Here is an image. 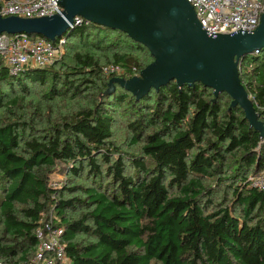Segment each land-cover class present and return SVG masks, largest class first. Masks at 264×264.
<instances>
[{"label": "trees", "instance_id": "trees-1", "mask_svg": "<svg viewBox=\"0 0 264 264\" xmlns=\"http://www.w3.org/2000/svg\"><path fill=\"white\" fill-rule=\"evenodd\" d=\"M74 38L83 48L70 62L63 55L13 74L0 60V264H36V231L51 218L64 230L71 264H264V190L251 184L257 163L264 166V142L245 113L201 84L173 82L137 101L111 87L117 74L106 70L139 76L153 61L148 50L93 23L61 41ZM240 65L264 121V49ZM4 86L21 96L5 102ZM36 88L47 92L45 106L29 114L23 101ZM117 113H128L132 143L142 144L131 168L111 142ZM229 158L237 167L222 178ZM66 171L109 177L112 185L74 186L69 191L84 196L54 198L61 190L52 188V175ZM213 178L238 181L231 205L214 206L205 184Z\"/></svg>", "mask_w": 264, "mask_h": 264}, {"label": "water", "instance_id": "water-1", "mask_svg": "<svg viewBox=\"0 0 264 264\" xmlns=\"http://www.w3.org/2000/svg\"><path fill=\"white\" fill-rule=\"evenodd\" d=\"M59 4L63 13L52 17L0 15V36L35 35L56 42L76 29L77 18L125 33L145 47L153 61L139 76L113 78L111 87L118 85L139 101L173 82L180 88L201 84L214 91L215 100L229 96L231 109H241L264 142V121L240 76L244 58L264 49V14L253 33L210 36L187 0H60Z\"/></svg>", "mask_w": 264, "mask_h": 264}, {"label": "built area", "instance_id": "built-area-1", "mask_svg": "<svg viewBox=\"0 0 264 264\" xmlns=\"http://www.w3.org/2000/svg\"><path fill=\"white\" fill-rule=\"evenodd\" d=\"M194 8L204 30L210 36L253 33L264 14V0H187ZM60 0H0L2 17L35 19L61 15ZM77 18L75 25H82ZM61 41V40H58ZM64 42H51L39 36H0V60L13 74L27 66L49 67L64 55ZM259 51L256 52L258 54ZM106 73L122 77L123 71L109 68ZM115 77V78H116ZM251 184L264 190V166L251 176ZM59 220H42L36 231L39 241L35 260L38 264H71L63 241L64 230ZM34 261L36 264L37 262Z\"/></svg>", "mask_w": 264, "mask_h": 264}, {"label": "rangeland", "instance_id": "rangeland-1", "mask_svg": "<svg viewBox=\"0 0 264 264\" xmlns=\"http://www.w3.org/2000/svg\"><path fill=\"white\" fill-rule=\"evenodd\" d=\"M89 34H91V37L89 38L90 41L94 40V36L96 34L95 29H90ZM83 48V45L79 39H70L68 43L64 44V58L66 62H70V57L72 56L74 51H79ZM136 56L143 57L142 53L136 52ZM124 78V77H123ZM128 79V78H127ZM45 89L36 88L35 94H32V96L27 97L23 102L28 107L29 114H32L34 112V108L40 104L45 106L46 99L43 98V95L47 92L44 91ZM3 91L5 92L4 100L5 102L7 100H10L14 97L21 96L18 90L12 91L8 87L4 86ZM65 111L67 110V103L61 104ZM114 135L111 140L112 144L119 150V153L125 158L126 164L128 168H131L133 166L132 162L128 161L133 156L141 155V147L142 144L139 145H133L132 139L133 135L132 132L128 128V122L131 120V117H129L128 113H117L114 115ZM73 165V164H72ZM66 165L63 163H59L58 168L65 167ZM237 164L236 160L233 158H229L228 165L225 168V175H222V178L224 176H228L229 174H232L233 171L236 169ZM131 173L133 172V169H130ZM88 173L85 171L79 176L71 175L70 172H56L52 175L51 179V186L55 189H60L61 193L58 194L56 197L57 199H71L74 197H82L84 196L83 192L79 191H69V188H72L74 186H82L84 189H89L93 187H98L100 184L102 188H108L110 185H112V179L109 177H106L104 181L102 179H97V181L92 179ZM207 188L211 190V199L214 203V206L225 204V205H231V202L234 200L233 197V191L230 187H234L238 184L237 180L233 181H226V182H220L217 179H208L205 182ZM101 188V187H98ZM81 211L73 212L70 211L68 214L73 217L77 218V216H80ZM84 235H79L78 239H83ZM32 260H35V256L31 257ZM37 262V261H36ZM38 264V262H37ZM42 264V263H41ZM152 264H159L156 261H153Z\"/></svg>", "mask_w": 264, "mask_h": 264}]
</instances>
